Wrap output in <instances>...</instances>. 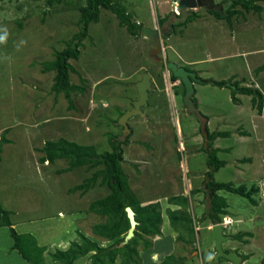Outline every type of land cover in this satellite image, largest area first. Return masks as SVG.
Instances as JSON below:
<instances>
[{
    "label": "rangeland",
    "instance_id": "rangeland-1",
    "mask_svg": "<svg viewBox=\"0 0 264 264\" xmlns=\"http://www.w3.org/2000/svg\"><path fill=\"white\" fill-rule=\"evenodd\" d=\"M172 1L122 0L137 22L164 32H168L169 21L175 23L191 10L198 13L195 20L162 36V50L157 53L162 59L149 54L150 39L131 35L118 24L115 14L101 8L99 21L88 25L79 57L70 59L75 69L70 81L85 85L86 90L72 94L74 108L69 109L64 95L51 88L55 72H44L42 67L78 30L79 7L85 0L53 4L0 0V27L9 31L6 43L0 44V135L8 128L5 136L10 139L0 151V203L12 211L18 232L32 233L46 246L47 264H61L50 253L66 249L67 243L78 239L77 231L102 245L110 242L92 233L93 224L103 218L88 211L89 203L106 195L108 187L100 185L98 178L85 193L69 192L96 169L81 166L61 173L68 165L66 160L38 161L41 153L37 148L60 137L93 144L99 152L110 149V135L128 139L122 145V168L130 187L142 204L158 201L162 216L161 233L147 236L152 242L149 250L140 247L141 264H160L168 254L184 256L183 264H209L207 255L215 253L212 244L195 252L213 225L201 219L209 205L204 192V175L209 169L204 149L207 137L196 114L186 110L183 86L179 79L171 78L165 62L174 59L182 65L177 58L181 53L185 60L196 61L182 66L192 68L199 78L233 77L241 85L257 87L264 97V69L255 72L264 63V9L259 14L242 10L229 25L209 12L210 7L180 10L178 0ZM213 1L222 8L227 5L226 0ZM179 12L181 17L175 15ZM157 18L164 21L158 23ZM144 71L151 74L149 97L141 106L142 114L129 118L130 131L123 137L117 120L138 98L136 82ZM194 87L193 97L208 120V130L230 132L213 143L220 148L218 157L226 161L214 172V179L247 188L258 186L252 195L256 204L239 194L218 191L228 203L221 223L229 237L222 247L244 256L242 264H260L264 261V113L252 107L250 95L239 93V102L234 103L227 86L195 82ZM243 157L251 161L240 162ZM177 194L188 198L192 242L187 234L185 240L176 239L178 232L168 220V209L181 208L167 201ZM89 254L74 264H89ZM214 264L232 262L220 257Z\"/></svg>",
    "mask_w": 264,
    "mask_h": 264
},
{
    "label": "trees",
    "instance_id": "trees-1",
    "mask_svg": "<svg viewBox=\"0 0 264 264\" xmlns=\"http://www.w3.org/2000/svg\"><path fill=\"white\" fill-rule=\"evenodd\" d=\"M61 1L63 0H47V3L53 4ZM226 2L227 5L221 8L222 10L209 9V12L218 19H225L229 25L232 24L233 16L242 15V10L259 14L264 9L261 4L264 0H226ZM101 8L115 14L118 18V24L125 27L131 35L138 36L141 34L142 24L137 22L126 10L122 0H85V3L79 7L78 30L69 38L64 48L55 51L52 60L43 62L42 67L44 72H55L51 88L55 94L62 93L64 95L68 101L69 109L74 108L72 94L74 92L82 94L86 90L85 85L74 84L70 81V73L75 71L70 59H77L79 57L80 47L83 40L88 36V25L91 22L99 21ZM175 15L181 17V13ZM197 17H199L198 13L191 10L181 20L173 23V29L177 25H186ZM163 19L161 18L159 23H162ZM263 69L264 63L258 66L255 72ZM171 78L178 79L172 73ZM200 82L219 87H229L234 103L239 102L237 94L250 95L252 107L258 113H264V97L257 87L241 85L233 77L220 80L201 78ZM193 99L197 103L195 97ZM206 130L207 144L204 149L206 152V164L209 169L204 175V192L209 198V205L204 210L201 219H208L214 224L221 222V214L226 213L228 206L225 197L218 194L219 190L239 194L246 197L252 204H256V200L252 195L258 191V186L251 185L247 188L244 184L235 186L231 182L214 179V172L224 166L226 161L218 157L217 153L220 151V148L213 146V143L216 138L228 136L230 132L227 130L209 131L208 128ZM8 131L9 129L6 128L0 135V151L3 144L10 142V139L5 136V133ZM127 143L128 139L121 140L115 135H110V149L99 152L93 144H81L60 137L58 139L47 140L42 147L37 148L41 153L38 158L40 163H53L59 159L67 161L68 165L59 170L61 173L81 166H85L88 170L96 169L83 182L70 188L69 192L73 193L80 190L81 193H85L88 189L95 186L98 178H100L98 183L107 186L109 189L106 195L94 199L89 203L88 211L103 218V221L93 224L92 233L110 242L102 245L83 232L77 231L78 239L72 240L66 249L56 248L50 253L53 261H59L61 264H74L77 258L90 253L89 264H115L117 259H119L117 264H141L140 247L142 250L147 251L152 245L151 240L147 236L159 235L161 233L162 216L160 203L155 201L142 204L130 187L128 177L122 168V145ZM239 161L249 162L251 158L243 157ZM187 200V196L183 194L168 197V203L179 205L181 208L168 209L167 216L170 225L178 232L176 239L185 240L184 236L187 234L190 237L189 242H192L194 228L191 225V216L187 210ZM127 206L132 207L134 210L137 222L134 234L130 238H126L130 228L126 212ZM10 214L11 211L4 208L0 203V226L8 227L9 236L12 239L11 249L17 250L29 263L47 264L44 258L46 246L39 244L36 237L31 233L18 232L12 226ZM244 259L245 257L243 256ZM184 260V256L168 254L160 264H183ZM260 264H264V261L260 262Z\"/></svg>",
    "mask_w": 264,
    "mask_h": 264
},
{
    "label": "water",
    "instance_id": "water-1",
    "mask_svg": "<svg viewBox=\"0 0 264 264\" xmlns=\"http://www.w3.org/2000/svg\"><path fill=\"white\" fill-rule=\"evenodd\" d=\"M204 2L202 0H178L177 8L178 9H188L195 8L197 6H203ZM168 32H164L163 29L158 28H150L148 26L142 25L141 27V35L150 39L152 47L150 49L149 54L157 59H162L157 56L162 50V36H168L171 29L173 28V21L168 22ZM165 67L168 71H170L173 76L177 77L184 87L183 94V103L188 112H193L196 114L197 119L200 122L201 130L206 134L207 133V118L197 107L196 102L193 99L195 93V82H200L201 78H199L195 71L186 68L185 66L178 65L176 62L172 60H168L165 62ZM136 88L138 92V98L132 102V107L126 111H124L117 120V123L123 127V137L127 132L130 131V126L128 124L129 118L134 115L142 114L141 106L147 102L149 90L151 88V74L148 71H144L140 80L136 82ZM127 216L130 222V228L127 232L126 238H130L134 234V228L137 224L135 219V213L132 207H126ZM229 236L224 235L223 233V224L221 222L214 223L211 226V232L209 236L201 242L199 249L195 252H199L207 248L209 245H213L215 250L214 259L209 261V264H214L219 261L220 257H223L232 262V264H242V257L234 250H224L222 247V243L228 239Z\"/></svg>",
    "mask_w": 264,
    "mask_h": 264
},
{
    "label": "crops",
    "instance_id": "crops-1",
    "mask_svg": "<svg viewBox=\"0 0 264 264\" xmlns=\"http://www.w3.org/2000/svg\"><path fill=\"white\" fill-rule=\"evenodd\" d=\"M175 4V0L172 1ZM264 2H261V4ZM177 6V4H176ZM180 13V12H179ZM160 18H157V22L159 23ZM190 23V22H189ZM150 28H155V25ZM187 28V27H186ZM185 28V29H186ZM177 58L182 61V65H188V62H196L194 60H185L186 58L183 57L181 53H177ZM172 61L176 62V60L171 59ZM178 64V63H177ZM188 68V67H187ZM192 69V68H190ZM193 70V69H192ZM150 93V90H149ZM149 97V95H148ZM148 100V99H147ZM11 211V210H10ZM12 214V211H11ZM10 214V219H11ZM13 223V227L15 225V222L11 219ZM16 229V228H15ZM32 234V233H31ZM9 230L7 226H0V264H32L26 261L15 249H11L12 239L10 238ZM35 236V235H34ZM38 241V240H37ZM39 243V242H38ZM67 243V242H66ZM69 243H67V246ZM64 249V248H63Z\"/></svg>",
    "mask_w": 264,
    "mask_h": 264
},
{
    "label": "clouds",
    "instance_id": "clouds-1",
    "mask_svg": "<svg viewBox=\"0 0 264 264\" xmlns=\"http://www.w3.org/2000/svg\"><path fill=\"white\" fill-rule=\"evenodd\" d=\"M8 37H9V31L7 27L6 26L0 27V44L6 43ZM20 44H26V41H20ZM5 59H7V57H5ZM206 259L208 261H212L214 259V253L208 254Z\"/></svg>",
    "mask_w": 264,
    "mask_h": 264
},
{
    "label": "flooded vegetation",
    "instance_id": "flooded-vegetation-1",
    "mask_svg": "<svg viewBox=\"0 0 264 264\" xmlns=\"http://www.w3.org/2000/svg\"><path fill=\"white\" fill-rule=\"evenodd\" d=\"M204 2L203 6L210 7L209 9L213 8H222L220 4L215 3L213 0H202Z\"/></svg>",
    "mask_w": 264,
    "mask_h": 264
},
{
    "label": "bare ground",
    "instance_id": "bare-ground-1",
    "mask_svg": "<svg viewBox=\"0 0 264 264\" xmlns=\"http://www.w3.org/2000/svg\"><path fill=\"white\" fill-rule=\"evenodd\" d=\"M177 8V7H176Z\"/></svg>",
    "mask_w": 264,
    "mask_h": 264
}]
</instances>
